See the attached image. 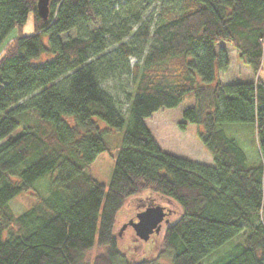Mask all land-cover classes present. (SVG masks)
Returning a JSON list of instances; mask_svg holds the SVG:
<instances>
[{"label": "trees", "instance_id": "obj_1", "mask_svg": "<svg viewBox=\"0 0 264 264\" xmlns=\"http://www.w3.org/2000/svg\"><path fill=\"white\" fill-rule=\"evenodd\" d=\"M149 1L49 0L41 17L36 0H0V46L29 13L33 27L0 51V264H163L159 257L164 264H264V80L257 75L264 0H159L146 19ZM221 41L253 79L218 81L229 64L216 48ZM124 73L125 115L103 86ZM184 96L193 103L178 126H201L197 138L213 164L162 150L144 123ZM125 118L105 188L86 170L107 149L98 122L121 128ZM243 121L254 125L257 166L219 127ZM16 126L21 131L10 136ZM40 179L43 191L35 188ZM28 190H35L32 201L14 213L9 201ZM146 190L182 212L165 225L156 257L128 262L114 218L129 195ZM237 234L222 254L201 262Z\"/></svg>", "mask_w": 264, "mask_h": 264}, {"label": "rangeland", "instance_id": "obj_2", "mask_svg": "<svg viewBox=\"0 0 264 264\" xmlns=\"http://www.w3.org/2000/svg\"><path fill=\"white\" fill-rule=\"evenodd\" d=\"M159 0L149 1L142 9V13L146 19L150 15L154 14L157 3ZM33 31L32 27V14L29 13L24 24L20 28L14 27L9 31L3 44L0 46V51L4 44L12 37L21 34H30ZM69 35H74L73 31L69 32ZM66 34H62L60 37L64 39ZM43 41L47 43L46 38ZM222 46L227 52L229 57V64L226 69L219 71L217 79L221 83L253 79L254 73L251 68L237 59L236 53L233 47L226 42H219L216 48ZM50 57V54H41L37 61L44 60ZM135 61L134 56L128 58V64L131 65ZM257 75L264 80V51L261 59V66L257 71ZM103 86L117 98L118 105L125 115L126 102L123 98L124 91L130 89L129 77L127 74H122L118 77H109L103 82ZM193 103V98L184 96L181 102L171 108L162 107L153 112L150 116L144 118V123L147 129L150 131L153 138L157 141L160 148L166 152L173 153L177 156L186 157L194 161L213 164L211 155L205 150L203 145L197 138V130L201 129L200 125L192 122H186L184 128H180L178 123L182 121L181 111L184 107ZM127 119L125 118L121 128H114L106 125L104 122L99 121L98 125L104 130L103 139L107 146V149L97 153L93 161L89 163L86 170L94 178L100 181L106 188L110 175L112 172L113 162L116 155L118 146L122 142L123 131L126 127ZM226 135L233 137L241 149L243 150L246 162L250 166H257L260 163V154L256 145V137L254 131V125L250 121L243 122H223L219 125ZM21 131V126H16L9 135H15ZM45 183L43 180H39L35 184L36 190L43 191ZM35 190L23 191L14 196L9 201V206L14 213H18L24 210L32 201V195ZM264 193V186H263ZM163 204L173 209L172 215L168 216L167 223H161V228L157 233H152L147 240H141L137 238L133 232V229L127 224L128 220L135 217V213L141 210L147 204ZM182 209L180 205L173 200H169L162 194L156 193L152 190H146L143 193L136 195H129L121 207L117 210L113 223V235L116 237L117 248L121 255H123L128 262L134 260H144L145 257L153 258L161 250V240L166 224L174 222L181 214ZM240 234L233 236L227 240L210 254L202 258L201 262L209 261L227 250L233 242L240 239ZM137 247V248H136ZM92 252V250H91ZM94 255V251L91 255ZM158 258V257H157ZM160 263H167L166 257H159Z\"/></svg>", "mask_w": 264, "mask_h": 264}, {"label": "water", "instance_id": "obj_3", "mask_svg": "<svg viewBox=\"0 0 264 264\" xmlns=\"http://www.w3.org/2000/svg\"><path fill=\"white\" fill-rule=\"evenodd\" d=\"M49 0H36V11L39 16L46 17L48 13ZM169 210H165L161 204H147L135 213L136 220L130 219L126 224L129 225L135 236L141 240H147L152 233H157L161 228V223H167L165 217Z\"/></svg>", "mask_w": 264, "mask_h": 264}, {"label": "flooded vegetation", "instance_id": "obj_4", "mask_svg": "<svg viewBox=\"0 0 264 264\" xmlns=\"http://www.w3.org/2000/svg\"><path fill=\"white\" fill-rule=\"evenodd\" d=\"M162 205H163V204H162ZM163 206H164V209H165V210L169 209L168 206H166V205H163ZM165 217L168 218V214H166ZM133 220H136V218L134 217ZM128 226H129V225H128Z\"/></svg>", "mask_w": 264, "mask_h": 264}]
</instances>
